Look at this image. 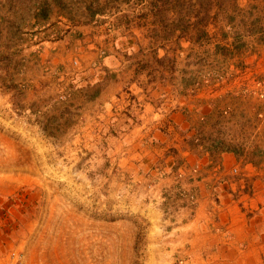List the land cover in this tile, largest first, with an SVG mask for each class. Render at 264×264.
<instances>
[{"label":"rangeland","instance_id":"374dc122","mask_svg":"<svg viewBox=\"0 0 264 264\" xmlns=\"http://www.w3.org/2000/svg\"><path fill=\"white\" fill-rule=\"evenodd\" d=\"M220 4L0 0V264H186L169 246L175 200L110 155L95 122L106 82L81 71L105 15L119 14L168 52L166 67L216 92L196 143L264 162V0Z\"/></svg>","mask_w":264,"mask_h":264},{"label":"crops","instance_id":"0c3cea01","mask_svg":"<svg viewBox=\"0 0 264 264\" xmlns=\"http://www.w3.org/2000/svg\"><path fill=\"white\" fill-rule=\"evenodd\" d=\"M113 14L105 15L107 28L99 26L89 43L81 71L93 75L92 85L106 82L95 97L103 112L95 122L104 127L110 155L141 184H158L175 200L169 246L190 255L186 264H264V162L224 151L219 143L208 146V137L196 143V120L207 124L219 108L215 91L187 68L166 67L169 54L154 37ZM90 15L94 24L103 14ZM99 47L105 51L100 59Z\"/></svg>","mask_w":264,"mask_h":264},{"label":"built area","instance_id":"2783aa9c","mask_svg":"<svg viewBox=\"0 0 264 264\" xmlns=\"http://www.w3.org/2000/svg\"><path fill=\"white\" fill-rule=\"evenodd\" d=\"M233 173L235 175H239V170L238 169H234ZM191 199L193 200L194 197L191 196ZM10 264H22V257L19 254H13L12 255V262Z\"/></svg>","mask_w":264,"mask_h":264},{"label":"trees","instance_id":"16d2710c","mask_svg":"<svg viewBox=\"0 0 264 264\" xmlns=\"http://www.w3.org/2000/svg\"><path fill=\"white\" fill-rule=\"evenodd\" d=\"M193 1H195V2L198 1L199 4H201V5H206V0H193ZM219 146H221V145H218V147H219ZM226 150H228V149H224V151H226Z\"/></svg>","mask_w":264,"mask_h":264}]
</instances>
